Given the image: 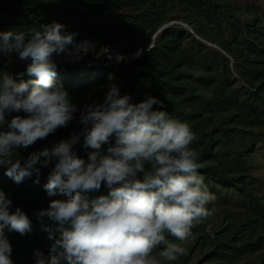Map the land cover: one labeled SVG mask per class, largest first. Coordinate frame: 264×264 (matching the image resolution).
I'll return each mask as SVG.
<instances>
[{"label": "trees", "instance_id": "trees-1", "mask_svg": "<svg viewBox=\"0 0 264 264\" xmlns=\"http://www.w3.org/2000/svg\"><path fill=\"white\" fill-rule=\"evenodd\" d=\"M263 7L255 0L243 4L235 0H0V32L27 33L33 27L57 21L66 26L67 32L76 34V43L85 38L93 43L94 50L75 62L54 56L55 81L63 85L72 103L77 105L81 95L93 90L107 92L113 82L118 83L121 95H130L132 103L156 97L164 110L186 122L199 137L191 146L199 153L198 172L209 191L228 203L219 198L220 193L232 189L250 203L245 212L224 208L221 220L213 222L210 216L195 225V241L186 247L187 255L180 258L182 264L190 261L196 243L201 248L209 242L214 244L204 253V260L199 259V263L211 264H231L264 246V197L252 184L253 166L249 161L255 155L256 143L264 144V40L259 38L264 34ZM238 10L249 14L246 22L236 15ZM180 19L231 57L194 36L183 23H168ZM207 27L214 29L216 36ZM105 46L124 59L109 60L102 48ZM17 57L11 55V59ZM30 63V59L15 62L0 55V80L6 74L17 83L30 79L26 71ZM104 99L105 95L93 102L103 103ZM17 115L28 113L6 110L8 122ZM79 118L77 111L66 127L26 149L15 148L13 158L23 163L32 152L70 139V133L82 125ZM10 130L8 123L0 125V133ZM115 139L111 136L109 143L115 144ZM107 147V143L102 145L103 149ZM72 150L87 162L92 149L84 147L83 133ZM55 162L48 167L38 165V183L33 173L17 184L5 175L7 165H0V190L12 200L11 211L21 207L32 224V231L25 235L4 229L13 247V264H34L36 249L48 254L53 241L44 225H49L56 237L60 235L53 222L45 218L42 224L37 219V213L51 200L67 198L59 193L49 196L44 188ZM109 191L102 183L85 195L91 200ZM166 238L175 239L167 234ZM261 254L262 261L255 264H264V252Z\"/></svg>", "mask_w": 264, "mask_h": 264}, {"label": "clouds", "instance_id": "clouds-1", "mask_svg": "<svg viewBox=\"0 0 264 264\" xmlns=\"http://www.w3.org/2000/svg\"><path fill=\"white\" fill-rule=\"evenodd\" d=\"M75 35L57 21L27 33L0 32V55L11 59L15 53L20 60H31L26 70L30 79L17 83L6 74L0 80V125L8 123L11 129L0 133V165H7L5 175L17 184L33 173L38 183V165L48 167L55 160L44 188L49 196L67 197L51 200L37 213L42 224L45 218L53 222L60 235L44 225L53 242L47 255L34 250V264H174L187 255L184 244L192 228L216 211L207 207L216 196L199 174V153L191 146L199 137L156 97L132 103L115 83L103 103L82 109L72 103L55 81L54 56L75 62L94 50L89 39L76 43ZM6 110L28 115L8 122ZM77 111L82 125L70 139L32 152L23 163L13 158L15 148L26 149L66 127ZM81 133L84 147L92 149L87 162L72 150ZM111 136L115 144L109 143ZM102 183L109 193L89 200L85 193ZM12 203L0 190V264H13V247L4 229L21 235L32 231L27 213L19 206L11 211Z\"/></svg>", "mask_w": 264, "mask_h": 264}, {"label": "rangeland", "instance_id": "rangeland-1", "mask_svg": "<svg viewBox=\"0 0 264 264\" xmlns=\"http://www.w3.org/2000/svg\"><path fill=\"white\" fill-rule=\"evenodd\" d=\"M235 1L243 4L247 1H254V0H235ZM255 1L258 3L260 2L264 6V0H255ZM260 14L262 17V20H261L262 25H264V7H263V10H260ZM236 15L243 22H246L248 20V16H249V14H247L245 11H240V10L237 11ZM175 21L183 23L184 25H186L190 29V31L193 33L194 36L200 38L201 40L205 41L209 45L214 46V47L222 50L226 55L231 57V55L229 53H227L220 45L198 35L191 28V26L188 23L184 22L183 20H181V19L180 20H170L168 23H174ZM207 29L209 30L210 34H212L213 36H216L214 34L215 33L214 29H212V28L210 29L209 27H207ZM259 38L261 40H264V34H260ZM62 59H63V57H62ZM9 60H13L15 62H23L24 61V60H20L19 57L9 59ZM232 60L234 61L233 58H232ZM240 81L243 82V80H241V79H240ZM113 83L118 84L117 82H113ZM108 88H109V86H108ZM105 94H106V90H100V89L93 90L86 95H83V96L81 95L78 98L77 105L82 109L83 106H85L87 104H91L94 100H98V99L104 97ZM255 149H256L255 155L249 158V161L251 162V164L253 166L251 169V172H252V175H254V177L251 178V181H252V184L254 185V187L256 188L257 192L261 193L264 197V144L261 141L257 142L255 145ZM219 198L227 199L228 203H222V201H220L218 198H216L215 201H212L209 203L210 209L213 207L216 209L214 215H212L210 217L213 222L219 221L223 218L224 215L222 214V211L224 210V208H231L233 210L234 209L235 210H242L243 212H245V211H247V208L250 206V203L247 200H243V197L240 194V192L233 191L232 189L231 190L223 189V191L220 193ZM210 226L211 225H209L207 228L210 229ZM195 237H196V233H192L190 238L185 242V247L192 244L195 241ZM213 247H214V244H212L210 242L205 244L203 246V248H201L200 243H196L194 250L191 253V259L186 264H211L212 261H203L202 263H199V259H202L204 257L203 256L204 253L210 252V250H212ZM261 252H264V246L260 250H257L254 252H249L248 254L242 256L238 260H235L231 264H255V263H259L262 261ZM203 260H204V258H203ZM174 264H182V262L179 259L178 261L174 262Z\"/></svg>", "mask_w": 264, "mask_h": 264}, {"label": "built area", "instance_id": "built-area-1", "mask_svg": "<svg viewBox=\"0 0 264 264\" xmlns=\"http://www.w3.org/2000/svg\"><path fill=\"white\" fill-rule=\"evenodd\" d=\"M103 49L105 50V52H106V56L109 58V56H111V61H113V62H119L120 60H117L116 59V57L118 56V55H120L119 53H117L116 51H113V50H111L108 46H105V47H103Z\"/></svg>", "mask_w": 264, "mask_h": 264}]
</instances>
